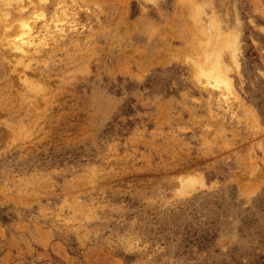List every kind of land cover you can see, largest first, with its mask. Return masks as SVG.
Returning a JSON list of instances; mask_svg holds the SVG:
<instances>
[{"label": "rangeland", "instance_id": "obj_1", "mask_svg": "<svg viewBox=\"0 0 264 264\" xmlns=\"http://www.w3.org/2000/svg\"><path fill=\"white\" fill-rule=\"evenodd\" d=\"M0 264H264V0H0Z\"/></svg>", "mask_w": 264, "mask_h": 264}, {"label": "bare ground", "instance_id": "obj_2", "mask_svg": "<svg viewBox=\"0 0 264 264\" xmlns=\"http://www.w3.org/2000/svg\"><path fill=\"white\" fill-rule=\"evenodd\" d=\"M26 27H28V26H26ZM207 75L209 78L211 77L213 79L215 86H222V85H225L226 87L230 86V82L227 79L224 71L222 70L221 64L215 63L214 67L211 68V70L207 72Z\"/></svg>", "mask_w": 264, "mask_h": 264}]
</instances>
